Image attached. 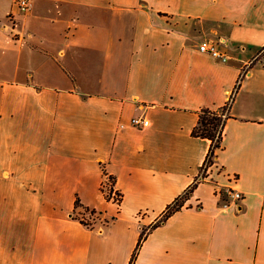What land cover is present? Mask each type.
Here are the masks:
<instances>
[{
    "label": "crops",
    "instance_id": "0c3cea01",
    "mask_svg": "<svg viewBox=\"0 0 264 264\" xmlns=\"http://www.w3.org/2000/svg\"><path fill=\"white\" fill-rule=\"evenodd\" d=\"M262 52L264 0H0V264H264Z\"/></svg>",
    "mask_w": 264,
    "mask_h": 264
},
{
    "label": "built area",
    "instance_id": "2783aa9c",
    "mask_svg": "<svg viewBox=\"0 0 264 264\" xmlns=\"http://www.w3.org/2000/svg\"><path fill=\"white\" fill-rule=\"evenodd\" d=\"M15 3L17 5L18 9L20 10V12L23 14H26L31 9V0H15ZM200 51L203 53L209 54L213 58H215L221 62H224V63L228 62L230 60V57L225 52L221 51L218 48V45L216 43H203L200 46ZM231 99H232V96L230 97V99L228 101L227 108L230 106V104L232 102ZM132 125L134 127H142V126L144 127V126L149 125V121L147 119L141 118V117L134 118L132 120ZM211 166L212 165L207 164V163L204 164L197 180L195 181L196 185L199 182H205L208 180V176L210 174ZM195 184H194V186H195ZM101 190H102V193L106 197L107 200L112 201L118 205L120 204L122 197H121L120 193L115 188L114 180L108 174L104 175V180H103L102 185H101ZM217 194L220 196L225 195L227 197L226 201H224V203H223V208H229L230 206L238 207L239 201L243 198L242 192L239 189L234 188V187H231L230 189L226 188L224 190L219 189V190H217ZM184 197L179 198L180 201L181 200L184 201ZM175 203H176V201L174 203H172L171 205H174ZM183 206H184V204H183ZM88 215H89V217L86 220V222L92 223L97 218L96 212L89 211ZM89 223H87V224L90 225Z\"/></svg>",
    "mask_w": 264,
    "mask_h": 264
},
{
    "label": "trees",
    "instance_id": "16d2710c",
    "mask_svg": "<svg viewBox=\"0 0 264 264\" xmlns=\"http://www.w3.org/2000/svg\"><path fill=\"white\" fill-rule=\"evenodd\" d=\"M232 100H233V97L231 101ZM227 110L228 108L226 106L224 108H221L220 110L203 109L200 111L199 122L193 130V136L197 138L208 139L211 142L210 150L208 152V155L206 157V161L204 164L207 163V164L213 165L217 157V151L222 148L224 128L226 125V121L229 117L227 115ZM194 188L195 186H193L188 191L187 195H189L193 191ZM183 204H184V201L182 200L180 201V199H177L174 205H170L168 207L163 220L167 219L173 213L179 211L182 208ZM76 205L79 206V202H77ZM146 237H147V233L144 230L140 236L137 250H139V248L141 247ZM136 257H137V252L134 253L129 264H134L136 261Z\"/></svg>",
    "mask_w": 264,
    "mask_h": 264
},
{
    "label": "rangeland",
    "instance_id": "374dc122",
    "mask_svg": "<svg viewBox=\"0 0 264 264\" xmlns=\"http://www.w3.org/2000/svg\"><path fill=\"white\" fill-rule=\"evenodd\" d=\"M262 56L261 57H264V53L262 52V54H261Z\"/></svg>",
    "mask_w": 264,
    "mask_h": 264
}]
</instances>
